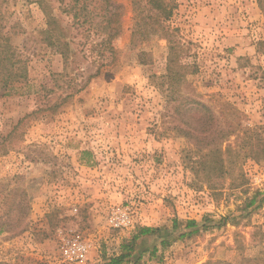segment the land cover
I'll return each mask as SVG.
<instances>
[{
	"label": "rangeland",
	"instance_id": "374dc122",
	"mask_svg": "<svg viewBox=\"0 0 264 264\" xmlns=\"http://www.w3.org/2000/svg\"><path fill=\"white\" fill-rule=\"evenodd\" d=\"M6 1L9 25L20 24L12 43L28 76L13 94H0V223L11 214L19 226L0 233V263L103 264L139 227L171 230L176 220L183 230L189 219L209 228L165 245L147 238L145 247L157 249L137 264H246L245 257L262 256L264 204L239 216L246 196L264 190V157L228 155L221 176L214 175L218 197L211 182L197 180L186 157L190 137L176 129L184 125H152L166 112L154 75L165 72L168 43L154 36L131 46L132 0H114L122 14L113 41L118 59L99 74L89 50L101 38L85 33L88 23L71 28L69 65L41 34L47 11L73 27L72 14L63 12L70 0ZM174 1L172 24L199 67L187 77L197 96L216 107L215 98L228 100L248 115L245 123L264 125V16L257 0ZM235 141L231 136L229 144ZM125 215L131 222L120 226ZM224 216L227 225L212 224ZM76 245L85 248L83 258L67 252Z\"/></svg>",
	"mask_w": 264,
	"mask_h": 264
},
{
	"label": "trees",
	"instance_id": "16d2710c",
	"mask_svg": "<svg viewBox=\"0 0 264 264\" xmlns=\"http://www.w3.org/2000/svg\"><path fill=\"white\" fill-rule=\"evenodd\" d=\"M5 2L7 1L0 0V94L11 95L17 85L27 80L28 69L23 53L12 43L14 29L19 28L20 24L14 21L9 25L2 7ZM257 3L264 16V0H257ZM132 4L131 46L138 47L154 36H161L168 43L165 72L159 76L154 75L159 79L156 85L164 87L166 112L161 114L162 123L155 122L152 125H166L168 120L184 125L176 129H180L179 131L190 137V144L193 147L190 146V154L186 155L189 159L190 171L198 181L201 177L211 182L212 194L218 197L222 191L216 189L217 185H213L217 181L214 175L221 176L228 155L236 154L237 157H250L254 160L264 157V134L259 132L260 129L264 130V125L252 126L245 123L248 115L228 100L215 98L214 101L218 102L215 103L216 107L197 96L196 89L187 77L198 72L199 67L195 61L189 60L190 46L181 36L180 28L172 24V17L177 7L174 0H132ZM119 7L121 6L114 0H70L64 6L63 12L72 14L73 27L63 25L61 17L47 11V27L41 31V34L45 43L61 54L65 64L69 65L73 63L74 56L71 41L68 39L71 36V28L81 29L88 23L89 28L86 27L85 33L89 34L93 31L99 36L98 38H101L96 47L89 50L90 57L97 62L98 74L102 70L108 73L112 71L118 59L117 48L113 41L119 35L121 28L122 14ZM146 54L144 51L138 54L141 63L144 62ZM187 90H190V93H187ZM231 136L236 138L235 147L229 144ZM263 204L264 190L254 191L252 195L246 196L242 205L241 210L246 214L239 217L250 215ZM229 220V216H224L212 224L221 227L227 225ZM18 227L9 214L4 222L0 223V233L5 228L12 230ZM208 228L206 221L196 219L187 220L183 230L179 229V222L176 220L171 230L141 226L127 237L123 251L106 258L103 264H137L146 252H155L157 249V246L152 249L145 247L147 238H157L162 245H165L173 240L171 238L184 239L198 233L200 229ZM254 235L255 233L252 234V242L255 241ZM260 245L264 246V239ZM259 254L262 256L245 257L246 264L264 261V247ZM202 264H231V262L209 260Z\"/></svg>",
	"mask_w": 264,
	"mask_h": 264
},
{
	"label": "built area",
	"instance_id": "2783aa9c",
	"mask_svg": "<svg viewBox=\"0 0 264 264\" xmlns=\"http://www.w3.org/2000/svg\"><path fill=\"white\" fill-rule=\"evenodd\" d=\"M131 220L130 218L125 215L121 221L118 222L120 226H128L130 224ZM69 251H76L77 252V258H83L85 256V248L81 247V245L73 246L72 249H67V252Z\"/></svg>",
	"mask_w": 264,
	"mask_h": 264
}]
</instances>
